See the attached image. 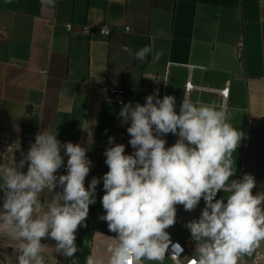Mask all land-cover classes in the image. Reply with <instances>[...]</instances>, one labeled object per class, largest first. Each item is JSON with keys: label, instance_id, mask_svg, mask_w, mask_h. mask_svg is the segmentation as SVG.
I'll list each match as a JSON object with an SVG mask.
<instances>
[{"label": "crops", "instance_id": "crops-1", "mask_svg": "<svg viewBox=\"0 0 264 264\" xmlns=\"http://www.w3.org/2000/svg\"><path fill=\"white\" fill-rule=\"evenodd\" d=\"M102 26L111 28L109 35L99 31ZM146 45L152 53L136 60L134 53ZM187 82L193 87L186 89ZM108 86L124 88L122 104L105 97ZM224 87L225 99L217 91ZM157 90L161 99L175 97L177 113L185 91L194 102L225 106L232 113L230 123L245 134L233 153L232 179L252 174L253 194L264 192L260 0H0V162L18 163L36 134L49 128L62 145L89 149L85 187L94 177L100 181L86 226L76 232L79 251L67 258L55 252L54 240L42 238L48 245L42 253L46 264H86L89 256L108 264L116 233L100 219L103 176L109 171L104 153L114 144H124L126 155L135 151L129 144L130 123H122L119 112L129 101L144 104ZM163 138L167 147L178 136ZM61 155L65 161L63 148ZM53 195L46 190L42 202ZM227 195L220 192L216 199ZM2 205L0 191V210ZM204 207L203 199L191 212L177 205L175 225L167 229L192 255L195 242L185 225ZM5 231L0 227V264H16L17 242ZM164 264H171L167 256ZM241 264H264V241Z\"/></svg>", "mask_w": 264, "mask_h": 264}, {"label": "clouds", "instance_id": "clouds-1", "mask_svg": "<svg viewBox=\"0 0 264 264\" xmlns=\"http://www.w3.org/2000/svg\"><path fill=\"white\" fill-rule=\"evenodd\" d=\"M151 53L146 45L134 55L143 62ZM145 100L129 101L119 112L122 123H130L129 144L135 151L126 155L124 144H114L104 153L109 171L103 176L100 219L116 233L108 264H164L170 245V257L179 264L183 248L172 244L166 230L175 225L177 205L191 212L202 199L199 218L185 225L195 242L194 254L183 257L186 264H241L264 241V192L253 194L252 174L232 179L233 153L245 134L230 123L232 113L225 106L194 102L186 91L179 113L172 95L161 99L157 90ZM169 133L178 139L166 147L163 137ZM61 148L68 157L67 174L57 176L64 165ZM88 150L72 142L62 145L57 132L45 128L18 163L0 162V227L17 242L16 264H46L42 253L48 245L42 238L54 240L55 252L67 258L79 251L76 232L86 226L100 183L94 177L85 187ZM46 190L54 195L42 202ZM220 192L228 195L216 199ZM86 264L103 262L89 256Z\"/></svg>", "mask_w": 264, "mask_h": 264}, {"label": "built area", "instance_id": "built-area-1", "mask_svg": "<svg viewBox=\"0 0 264 264\" xmlns=\"http://www.w3.org/2000/svg\"><path fill=\"white\" fill-rule=\"evenodd\" d=\"M260 2L262 4H264V0H260ZM99 31L102 34L109 35L110 32H111V28L109 26H102L99 29ZM192 87H193V85L190 82H187L186 83V87H185L186 89H190ZM217 91H219V93L222 95V97L224 99L227 98V96H228V87H224V88L219 89ZM124 94H125V90H124L123 87H112V86H108L107 89H106L105 97L115 100L118 104H122L123 98H124ZM25 135L27 137H29V138H33L34 137L30 132L25 133ZM67 159H68V157L64 161V165L56 173L57 176H59L61 174H67V167H66L67 166ZM24 172H27V170L24 171ZM55 191L59 192V191H62V189L59 188V187H57V189H55ZM166 231L170 234V238H171L172 244L174 245V244H177L178 243L183 248V252L180 253V261H179V264H186V260L183 257H185V256H189L190 257V256H192V254H190L187 251L184 243H182L177 238L173 237V235L168 230H166ZM172 254H173V248L170 245L169 246V250L166 253V256L171 261V264H174L172 258L170 257Z\"/></svg>", "mask_w": 264, "mask_h": 264}]
</instances>
